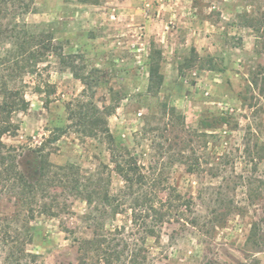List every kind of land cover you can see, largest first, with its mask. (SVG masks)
<instances>
[{
    "label": "rangeland",
    "instance_id": "374dc122",
    "mask_svg": "<svg viewBox=\"0 0 264 264\" xmlns=\"http://www.w3.org/2000/svg\"><path fill=\"white\" fill-rule=\"evenodd\" d=\"M30 9L15 22L53 36L67 58L49 54L36 73L10 82L30 105L3 140L31 182L43 167L54 178L66 167L82 193L53 182L44 199L0 181V264H79L83 240L116 233L137 242L129 249L142 251L143 264H264V0H34ZM156 50L164 81L151 88ZM69 103L83 114L100 109L113 147L190 199L185 214L145 239L131 196L120 212L104 204L103 192L121 194L124 181L110 143L89 135L79 112L70 119ZM224 114L228 121L211 127ZM51 131L63 132L49 142ZM52 196L59 216L40 214Z\"/></svg>",
    "mask_w": 264,
    "mask_h": 264
},
{
    "label": "trees",
    "instance_id": "16d2710c",
    "mask_svg": "<svg viewBox=\"0 0 264 264\" xmlns=\"http://www.w3.org/2000/svg\"><path fill=\"white\" fill-rule=\"evenodd\" d=\"M34 0H0V42L3 36H10L12 47H4V52L0 55V181L12 188L22 186L24 192H30L34 197L39 192H42L44 199L49 195V186L54 182L55 186H67V182L75 187L77 194L82 193L79 180L73 181L70 178V173L66 167H60L62 172H56V178L50 176L49 167L41 169V179L38 182H31L19 169L17 158L14 153L15 147L8 145L3 136L16 135L19 129L17 123L13 119L15 113L26 111L29 108L30 102L25 96L24 89L19 86H11V81H15L18 77L26 73L34 74L38 70L40 62L45 60L49 54H56L62 60L67 58L61 47L54 43V37L45 31L33 33L23 28L19 23L15 22L17 16L28 13L33 5ZM6 19H14V23H5ZM261 25L264 23V18L260 20ZM161 51L156 50L150 55L149 65V81L150 87L161 86L164 81V76L160 71L159 58ZM6 72L7 78L1 74ZM75 76L80 78L86 87L92 88L90 77L83 73L75 71ZM84 88L83 92L87 89ZM41 90L40 87L37 89ZM78 111V108L69 103L68 110L70 119L81 114L84 121L90 124L89 135H97L101 133L111 145V161L114 164V171L120 175L124 181V188L121 194L112 195L108 191L102 194L103 202L107 205H114L115 212H120L123 208L125 198L132 197V220L133 223L144 231L145 239L148 237H157V225L167 221L170 215L185 214L183 206H188L191 203L177 191V189L165 187L161 179L156 176L147 175L141 169L137 159L128 152L117 151L113 144L115 142L112 135L107 118L100 114L97 107L95 113H82L83 106ZM228 115H220L215 117V124H224L228 121ZM60 130L63 127H56ZM57 129V130H58ZM61 131L60 133H62ZM60 133L51 131L49 142L56 141ZM126 153L129 155L127 156ZM196 169L189 167V171ZM59 183H56V182ZM73 181V183H72ZM102 192H99L101 194ZM164 194V195H163ZM88 198V197H86ZM33 199V198H32ZM36 198L34 199V201ZM91 201L90 197L88 199ZM33 201V200H32ZM38 203V200L35 201ZM92 202V201H91ZM60 201L57 196H52L50 203L46 201L39 205V213L51 216H59L58 207ZM31 216L34 215V210L30 209ZM117 234V235H116ZM112 238L103 234H97L92 239L82 241L81 257L79 264H143L139 260L142 251L137 252L135 249H129V245H137V242L132 237L127 238L122 233H116ZM133 240V241H132ZM120 245H125L121 246ZM128 258V262L123 260ZM206 264H222L219 261H207Z\"/></svg>",
    "mask_w": 264,
    "mask_h": 264
}]
</instances>
